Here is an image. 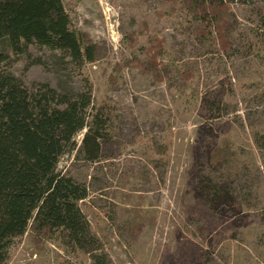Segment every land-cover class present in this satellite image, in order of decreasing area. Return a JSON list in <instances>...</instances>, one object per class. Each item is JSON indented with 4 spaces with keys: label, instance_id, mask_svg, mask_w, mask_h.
<instances>
[{
    "label": "rangeland",
    "instance_id": "rangeland-1",
    "mask_svg": "<svg viewBox=\"0 0 264 264\" xmlns=\"http://www.w3.org/2000/svg\"><path fill=\"white\" fill-rule=\"evenodd\" d=\"M228 2L235 14L228 52L197 37L200 21L186 12L155 16L167 0H61L95 48V61L82 69L59 51L31 45L28 55L14 56L0 43L27 87L47 83L70 93L91 83L92 105L104 100L113 108L118 132L98 158L77 156L84 129L57 165L86 185L78 207L110 264H264V0ZM148 16L147 33L163 40L170 64L162 82L140 67L113 69L122 56L146 62L147 34L137 33ZM222 134L231 140V163L214 170L207 154ZM216 193L237 203L242 220L231 218L229 229L209 225ZM133 210L137 232L125 225ZM89 263L88 254L59 242L37 252L28 235L5 262Z\"/></svg>",
    "mask_w": 264,
    "mask_h": 264
},
{
    "label": "trees",
    "instance_id": "trees-1",
    "mask_svg": "<svg viewBox=\"0 0 264 264\" xmlns=\"http://www.w3.org/2000/svg\"><path fill=\"white\" fill-rule=\"evenodd\" d=\"M177 11L200 21L194 32L197 37L210 39L220 51L228 52L230 23L235 18L228 0H167V7L154 15L171 18ZM151 18L140 22L137 33L147 34L146 62L122 56L113 69L140 67L162 82L170 64L163 40L147 33ZM84 42L61 0H0V43L11 55H28V48L36 45L59 51L82 69L96 58L94 46ZM135 42L132 34L125 39L129 48ZM8 62L9 56L0 50V264L26 235L37 252L59 242L88 254L89 264H110L78 207L88 197L86 185L59 172L57 165L62 155L76 148L74 138L84 129L77 156L84 153L83 158L90 161L98 158L101 144L118 132L112 106L104 100L92 105L91 83L70 93L47 83L27 87ZM230 144V137L223 134L213 142L207 154L211 169L229 167ZM209 203L217 213L209 222L212 229H229L231 218L242 220L228 194H213ZM138 220L133 210L125 225L137 232Z\"/></svg>",
    "mask_w": 264,
    "mask_h": 264
}]
</instances>
